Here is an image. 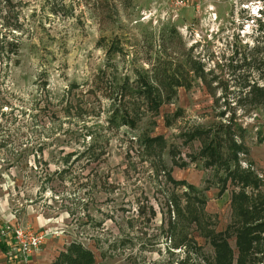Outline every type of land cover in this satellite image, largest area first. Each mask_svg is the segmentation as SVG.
<instances>
[{"label":"rangeland","instance_id":"obj_1","mask_svg":"<svg viewBox=\"0 0 264 264\" xmlns=\"http://www.w3.org/2000/svg\"><path fill=\"white\" fill-rule=\"evenodd\" d=\"M140 77L170 99L157 115ZM254 84L264 0H0V264H55L72 242L96 264H207L244 189L221 187L209 142L223 161L234 141L264 194V103L240 100ZM117 108L136 129L111 125ZM19 229L51 236L23 257Z\"/></svg>","mask_w":264,"mask_h":264},{"label":"trees","instance_id":"obj_2","mask_svg":"<svg viewBox=\"0 0 264 264\" xmlns=\"http://www.w3.org/2000/svg\"><path fill=\"white\" fill-rule=\"evenodd\" d=\"M15 46V48H14ZM18 46L14 43H6L5 53L14 54ZM116 55L118 52H111ZM172 87V86H171ZM248 92L242 97L241 102H248L252 106H260L264 103V88L258 87L256 84L248 85ZM173 89V88H171ZM135 92L142 98V101L148 112L157 115L160 109L170 99L163 100L158 90L145 78H138ZM170 98V97H169ZM139 118L129 112H123L117 108L109 117L111 125H121L132 130L137 128ZM154 141L149 136L140 137V143L145 146L150 145ZM224 142L210 141L205 147L203 154L208 155L211 164L222 166L224 176L221 179V187L224 189L227 182H237L236 184L244 187L235 196L236 210L238 219L229 224L223 231L206 236L207 242L214 250L213 257L207 259V264H264V194L254 195L247 194L249 187L256 186L253 182L252 175L248 172H240L239 149L233 141L231 144L232 153L223 161H220V153L223 149ZM185 185V182L182 183ZM192 188L191 185H188ZM2 230L0 229V250L4 253L8 249V244L1 239ZM235 240V249L231 246L230 241ZM55 264H96L94 253L85 248L81 243L72 242L64 252H62L55 260Z\"/></svg>","mask_w":264,"mask_h":264},{"label":"built area","instance_id":"obj_3","mask_svg":"<svg viewBox=\"0 0 264 264\" xmlns=\"http://www.w3.org/2000/svg\"><path fill=\"white\" fill-rule=\"evenodd\" d=\"M14 236V248L23 257H29L46 243L51 234L49 231L27 232L24 229H19Z\"/></svg>","mask_w":264,"mask_h":264},{"label":"crops","instance_id":"obj_4","mask_svg":"<svg viewBox=\"0 0 264 264\" xmlns=\"http://www.w3.org/2000/svg\"><path fill=\"white\" fill-rule=\"evenodd\" d=\"M45 245V244H44Z\"/></svg>","mask_w":264,"mask_h":264}]
</instances>
